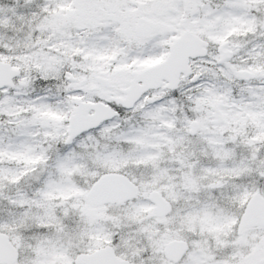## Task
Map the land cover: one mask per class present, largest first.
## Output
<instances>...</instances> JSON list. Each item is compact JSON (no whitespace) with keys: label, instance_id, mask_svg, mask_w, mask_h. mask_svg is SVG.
<instances>
[{"label":"snow or ice","instance_id":"6c2138e0","mask_svg":"<svg viewBox=\"0 0 264 264\" xmlns=\"http://www.w3.org/2000/svg\"><path fill=\"white\" fill-rule=\"evenodd\" d=\"M0 264H264V0H0Z\"/></svg>","mask_w":264,"mask_h":264}]
</instances>
